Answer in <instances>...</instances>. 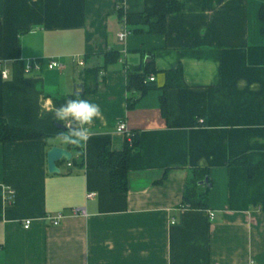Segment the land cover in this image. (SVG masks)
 Segmentation results:
<instances>
[{"label": "crops", "instance_id": "1", "mask_svg": "<svg viewBox=\"0 0 264 264\" xmlns=\"http://www.w3.org/2000/svg\"><path fill=\"white\" fill-rule=\"evenodd\" d=\"M119 4L0 0V65L9 71L0 74V119L49 136L0 144V264H264V0H182L163 35L131 33L144 0ZM109 51L119 60L96 73ZM147 51L156 87L129 110L126 68L143 66ZM28 60L41 71L26 73ZM47 60L63 68L48 70ZM178 67L186 87L167 90L163 115L165 73ZM83 95L103 116L85 150L63 148L72 166L61 160L50 174L54 111ZM120 123L139 141L128 191L115 194L97 163L106 148H124ZM195 169L210 180L207 210L181 207ZM57 215V226L45 219Z\"/></svg>", "mask_w": 264, "mask_h": 264}, {"label": "trees", "instance_id": "2", "mask_svg": "<svg viewBox=\"0 0 264 264\" xmlns=\"http://www.w3.org/2000/svg\"><path fill=\"white\" fill-rule=\"evenodd\" d=\"M123 0H119L122 4ZM182 0H144V11L142 13L143 24L140 28H135L131 33L163 35L166 33L167 17L175 15L181 11ZM119 4V5H120ZM118 16L122 20L124 13L121 6L118 7ZM262 23L261 33L264 37V5L259 13ZM147 62L141 67L126 68L127 71V108L129 110L135 107L136 102L142 98L149 90L154 89V81H149L150 77L156 75L154 64V51L145 52ZM103 64L95 71L99 73L120 58L118 52L109 51L103 54ZM98 74H95L97 77ZM168 84L163 88V94L160 98L163 115L167 114V90L178 87L185 88L186 85L182 78V69L178 67L174 71L165 73ZM85 95L81 97L84 99ZM132 140L128 142L124 136V148L122 150H111L106 148L98 158L97 168L105 169L110 172V190L115 194H124L128 191V173L131 153L136 149L139 141L137 132L131 131ZM49 136L34 129L14 126L0 119V144L8 142L42 139L47 140ZM72 164L74 160L70 161ZM207 180V184L200 185ZM210 180L208 174L201 170H192L189 176L185 190L182 196L181 207L189 210H207L209 209V189Z\"/></svg>", "mask_w": 264, "mask_h": 264}, {"label": "clouds", "instance_id": "3", "mask_svg": "<svg viewBox=\"0 0 264 264\" xmlns=\"http://www.w3.org/2000/svg\"><path fill=\"white\" fill-rule=\"evenodd\" d=\"M103 116L98 104L88 99H68L54 111V118L64 130L54 138L53 144L61 148L74 147L85 150L91 139V125Z\"/></svg>", "mask_w": 264, "mask_h": 264}, {"label": "built area", "instance_id": "4", "mask_svg": "<svg viewBox=\"0 0 264 264\" xmlns=\"http://www.w3.org/2000/svg\"><path fill=\"white\" fill-rule=\"evenodd\" d=\"M127 35H128L127 32L122 31L119 34V39L122 41V40H124L127 37ZM45 64H46V68L48 70H56V69L61 70L63 68L62 64H60L59 62H57L55 60H47ZM41 69H42V62L40 60H28L25 63V72L26 73L40 72ZM0 74H1L2 78L5 79V80L8 79V77H9V71L6 70V69L1 68V65H0ZM149 81H151V82L154 81V77L153 76L150 77ZM116 134L121 135V136H125L127 138L128 142L131 143L132 134H131V131L128 130V128H127L125 123H120L117 126ZM66 163H67L68 167L72 166L71 162H66ZM93 197H94V194H89L88 195V198H93ZM12 199H13V193L10 192L9 193V197L7 198V200L11 201ZM77 214L85 216L86 212L84 210H79V211H77ZM45 219L51 225L57 226V225H59L60 221L63 219V216L62 215H57L56 217L47 216ZM174 223L175 222L172 221V224H174ZM30 225H31V221L30 220H26L25 224H24V228L28 229L30 227ZM249 264H256V263L255 262H250Z\"/></svg>", "mask_w": 264, "mask_h": 264}, {"label": "water", "instance_id": "5", "mask_svg": "<svg viewBox=\"0 0 264 264\" xmlns=\"http://www.w3.org/2000/svg\"><path fill=\"white\" fill-rule=\"evenodd\" d=\"M56 128L60 131L64 130L61 124H56ZM48 160V171L50 174L58 173L59 169L57 168V163L61 160L70 162L72 160V154L66 149L53 147L49 150L47 155ZM207 184V180L201 182L200 185Z\"/></svg>", "mask_w": 264, "mask_h": 264}]
</instances>
